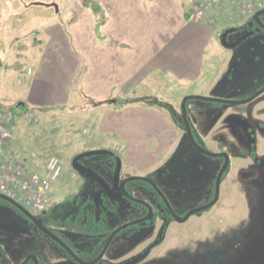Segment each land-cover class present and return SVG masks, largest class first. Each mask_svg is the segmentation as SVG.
Here are the masks:
<instances>
[{"label": "rangeland", "instance_id": "374dc122", "mask_svg": "<svg viewBox=\"0 0 264 264\" xmlns=\"http://www.w3.org/2000/svg\"><path fill=\"white\" fill-rule=\"evenodd\" d=\"M60 1L0 0V50H4L8 33L18 26L24 27V33L12 42L14 48L23 49L35 38L40 41L39 37L41 36L42 39L44 35V32L40 31L43 27L48 26L51 20L57 19L58 22L62 20V15L58 14V7L46 9L54 4L60 7L63 14L65 8ZM91 1L77 0L82 6L93 4ZM260 1L264 5V0ZM183 2L185 11L190 13L196 0ZM45 12L47 17H42V20L47 19V21L39 22L37 18ZM5 13L10 14L5 16ZM212 18L216 19L214 25L210 23ZM191 20L197 22L192 15ZM242 22L243 19L238 12L213 11L208 13L199 24L210 26L212 30L215 28L218 34L220 32L219 44H221L224 34L222 31L241 25ZM59 25L65 29L68 27L66 22H60ZM172 30L173 28L169 30L171 32H161L155 29L152 34L154 44H164L165 64L171 68L163 72L150 70L145 87H141L138 83L134 96L128 95V98L125 96L122 98L114 95L111 99L118 103V99L121 98L135 105L131 111L120 116L128 122L132 114L133 125L142 132L148 131L147 126L151 123L156 125V122L151 121L156 112H160L166 119L171 118L176 130L170 134V137L172 141L176 140L177 147L175 146L174 152L168 159L165 153L159 155L161 166L155 173L139 174L142 172L136 167L129 168L128 165H124L125 161L129 163V145L124 138L120 139L108 132L114 118L113 113H107L111 107L108 106L111 100L98 102L83 97L85 105L78 107L51 108L53 113L46 112L44 115L40 110H35L34 124H28L23 118L19 120L17 133L9 146L20 152L18 158L21 163H24L31 172L39 174L45 172L46 163L51 157H57L62 164V176L52 194L53 205H57L53 213L56 218L60 215L58 206L78 193L82 187V180L85 185L84 192H88L86 190L91 188L102 191L103 187L115 191L119 160L122 164L123 181L136 177L152 180L181 216L210 203L214 195L213 188L209 189L210 184L221 171L224 165L223 159L209 158L192 146L182 123V103L189 96L228 102L247 101L258 91L246 98L250 92H244L243 89L257 90L264 84V64L260 65L258 77L249 79L246 77L248 74L246 70L252 65L246 62L244 66L242 61H239L247 56L244 45L228 50L222 48L223 46L220 47L215 41L216 43H212V47L214 45L215 48L208 51L199 40L201 35L199 30L193 28H184L181 29L182 31ZM242 34V32L231 34L228 41L234 42ZM5 63V58L0 57V74L7 65ZM192 68L203 69L199 79L177 78L175 73L184 75ZM32 69L37 72L39 65ZM238 69H244L245 77L236 80L234 75ZM19 79L24 80V77L13 75L10 86L12 93L21 97L26 86L25 83L18 85ZM199 108L211 109L214 113L208 119V123L214 128L212 144L204 143L201 138L198 139L196 130L198 114L202 119L204 113L201 114ZM92 111L94 112L90 113ZM187 113L192 131H195L196 139L203 149L213 154H229V156L232 154L233 162L229 177L222 185L218 204L208 211L193 216L187 223L173 225L168 232L169 242L154 252L153 256L146 258L144 263L264 264V95L242 106L190 101L187 104ZM244 126L251 128V131ZM244 130L248 137V133L254 134L260 163L253 161L250 156L253 152L252 136L250 143L241 142V135L245 136ZM237 131L239 136L236 135ZM245 150L249 156L239 157L237 161L233 153H246ZM89 152L110 153V155H95L82 159V163L97 179L82 172L79 175L73 168L72 162L75 157ZM165 168L166 176L162 179L160 174ZM129 191L148 203L153 205L157 203L156 195L143 184L132 183ZM157 204V210L160 211V205ZM41 214L33 213L40 222L46 223L47 217ZM162 234L163 230L158 225L131 227L116 238L105 260L100 264H105L104 262L118 264L144 256L148 247L159 241ZM74 240L75 244H81L76 241L78 237H74ZM194 242L195 248L192 251ZM175 243L181 244L174 246ZM178 247H180L179 251L174 250ZM162 251L167 252L164 257H161ZM29 255L39 257L41 264L72 263L61 249L36 230L28 218L0 200V257L4 263L21 264ZM82 257L87 262L92 260L89 252L82 254ZM115 257L119 258L110 261V258Z\"/></svg>", "mask_w": 264, "mask_h": 264}, {"label": "crops", "instance_id": "0c3cea01", "mask_svg": "<svg viewBox=\"0 0 264 264\" xmlns=\"http://www.w3.org/2000/svg\"><path fill=\"white\" fill-rule=\"evenodd\" d=\"M183 1L92 0L93 4L82 6L77 0H61L65 8L63 14L59 6H48L46 9L58 7L62 20H51L48 26L41 28L44 35L42 39L39 37L40 41L35 38L25 48L17 50L12 42L24 33V27L18 26L8 33L4 50H0V57L5 58L7 64L0 74V106L23 105L33 115L35 110H40L44 115L46 112L53 113L51 108L81 106L84 104L83 97L106 102L113 99L114 95L122 98L134 96L138 83L145 87L150 70L163 72L171 68L165 64L164 44H154L152 34L155 29L171 32V28L172 31L193 28L199 30V40L208 51L215 48L214 45L212 47L215 41L222 47L219 44L220 32L218 34L215 28L212 30L210 26L193 22L189 16L191 14L185 11ZM9 14L5 13V16ZM44 14L37 18L39 22L47 21L42 20V17H47ZM60 22H66L68 27L65 29L60 26ZM37 65L39 70L36 72L32 68ZM202 71L200 68H192L184 75L175 74L179 80L186 77L197 80ZM16 74L24 77V80H18V85L25 83L26 86L21 97L12 93L10 86L11 79ZM4 102L7 104H3ZM115 103L117 101L113 100L108 105L111 107L107 113L114 115L108 132L120 139L124 138L129 145V163L125 161L124 165L136 167L142 172L139 174L155 173L161 166L159 155L165 153L168 159L177 147L176 140L172 141L170 137L176 130L171 118L166 119L160 112H156L151 120L156 125L151 123V128L147 126L148 131L142 132L133 125L132 114L128 122L120 116L131 111L135 105L121 98L117 105ZM199 109L201 114L204 113L201 115L202 119L198 114L197 134L204 143L212 144L214 128L208 123L212 110ZM18 125L19 120L13 125L14 136ZM19 153L17 149H11V145L6 148L7 156L18 161ZM236 160L239 161V157ZM173 225L175 224L169 227L162 245L154 252L169 242L168 232ZM180 244L175 243L174 246ZM179 248L174 250L179 251ZM194 248L195 242L192 251ZM166 251H162L161 257H164ZM0 264L9 263H4L0 257Z\"/></svg>", "mask_w": 264, "mask_h": 264}, {"label": "flooded vegetation", "instance_id": "af4514ba", "mask_svg": "<svg viewBox=\"0 0 264 264\" xmlns=\"http://www.w3.org/2000/svg\"><path fill=\"white\" fill-rule=\"evenodd\" d=\"M262 11H264V5L252 17H249L247 19L242 18L243 22L241 25H237L234 27L232 26L231 28H226L222 32V33H225L227 30L236 29L237 32L243 33L242 36L238 40H235L234 42H229L227 40L228 44H230V45H233V44L237 43L239 40H241L243 37L248 36V38L246 40H244L235 49L239 48L241 45H244V47H245L244 50L246 51L247 56H245L243 59H239V61H242V65H244V66L246 65V62L249 63L250 65H252V67L250 69L246 70L248 72L246 77L249 79H252V78L256 79L258 77V75L260 74V71H259V69L261 67L260 65L264 64V15L259 17V22H257L255 19L257 14L262 12ZM243 75H245L244 69L243 70L238 69V71L234 75V78H237L236 80H238L242 77H245ZM254 84H255V82H254ZM254 90L255 89L248 91L247 89H243L244 92H250V93H248V95H247L248 97H246V98H249L255 92L258 91L254 96H252L248 100L252 99L257 94H259L262 90H264V84L261 85L257 90H255V91ZM263 95H264V92L259 97H261ZM259 97H257V98H259ZM244 105H246V104H244ZM232 106H240V105H232ZM181 113H182V108H181ZM213 114L214 113L212 112L210 114V116H212ZM182 123L184 125V121ZM244 128L248 129V130L250 129L249 131H251V128H249V127L246 128L244 126ZM184 129H185V125H184ZM244 131H245V136H243V134L241 135V142H242V144L250 143L251 142L250 136H252L253 152L251 153L250 156L253 159V161L259 162L258 161L259 159L257 157L256 148H255V146L257 145L256 144L257 142L254 139V134L250 132V133H248L249 134V137H248L246 135V130H244ZM193 135H194L195 141L199 144V142L196 139L197 137H196V133L194 130H193ZM239 135L240 134H238V136ZM198 139H200V137ZM199 146H201V145L199 144ZM225 153H227V152H225ZM233 154L235 157H243V156L247 157V155L249 156V153L247 151H246V153L234 152ZM230 156H229L230 157L229 167L227 168V170L223 176V179H222V183H221V187H220V196H221L222 185H223L225 179H227L229 177L230 167H231V164L233 162L232 154H230ZM77 157H79V156H77ZM77 157H75V159ZM82 159L83 158H81L78 161V167L82 170L81 171L76 170L73 167L75 169V171L79 175H80V172H82V173L86 174L87 176H90L94 179H97V177L94 175V173L92 171H90V169L82 163ZM218 159H223V158H218ZM72 163L74 166V162H72ZM223 163L225 164V159H223ZM117 168H118V164H117ZM166 172H167V170L165 168L163 170L162 174H160V177L162 179L165 178ZM121 173H122V169L120 172L119 180H117V177L115 176V191H111L110 189L103 187L102 191L91 188L89 190L88 189L86 190L88 192H84L85 185L83 183L82 178L80 177V179L82 180V187L80 188V190L78 191V193L75 196H72L71 199L63 201L60 204V206H58L59 213H60L58 218H56L53 215L54 208H56L57 205H53L51 208H49L47 211H45L41 214V215L47 217L46 223L40 222L33 215V213L30 212L37 219L39 225H41L45 230H47L53 236H55L56 239L60 240L61 243H63V245H65V248L59 242L55 241L53 238L48 236L44 231H42L38 227V225H36L33 221H31L28 217H26L17 208H15L12 205L11 206L14 209H16L17 211H19L20 213H22L26 218H28L40 234H42L49 241H51L56 247L61 249L63 251V253L68 257L67 259H69L72 262L71 264H93L94 262H96L98 259L101 258V260L98 261V263H96V264H100L105 260V257L107 255L108 251L110 250L112 244L114 243L116 238L122 232H124V231H126L129 228L134 227V226H144V225L156 226V225H158L159 228L163 230V234L160 237L159 241L158 240L155 241L150 247H148L147 253L144 256H141L139 258L136 257L133 260H128V261H124L122 263H118V264H145L144 261L146 260V258L150 257L152 255V253L159 246L162 245L169 227L172 224L187 223L193 216H191L186 222H183V223L175 220L174 216L172 215V213L169 209V207L164 202L163 198L160 196L158 191H156V189L153 186H151V184H149L147 182H143V181L128 182L125 185V192H124L121 188L122 183L125 182L126 180L131 179V178L123 181L121 179ZM219 173H218V175H219ZM116 174H117V171H116ZM218 175L216 176L215 181L210 184L209 189L213 188L214 195H213V198L211 199L209 204H211L216 197V182H217ZM136 178H138V177H136ZM150 181H152V180H150ZM132 183H140V184L147 186L149 189H151L152 192L156 195L155 201H157V203H159L160 211L157 210V207H158L157 203H156V205H153V204L148 203L142 199L137 198L134 193H131L129 191V187ZM157 188L159 189V186H157ZM142 191H143V189H142ZM159 191L162 192L160 189H159ZM127 195L129 197H131L132 199H134L136 202L134 200H131L130 198H128ZM164 196H165V194H164ZM220 196H219V200H220ZM166 199H167L168 203L170 204L173 212L178 217L185 218L189 214V213L188 214L186 213L182 216L179 215L177 209L173 208L172 204L170 203V201L168 200L167 197H166ZM219 200H218V202H219ZM218 202H217V204H218ZM5 203H7V202H5ZM209 204H207L206 206H208ZM215 206H213V207H215ZM150 208L152 209L151 215H150V212H151ZM212 208H210V209H212ZM210 209H208V210H210ZM208 210H206V211H208ZM203 212H205V211H203ZM147 218H150V219L143 221ZM136 222H138V223H136ZM117 223H119V224H117ZM119 230H121V231L119 233H117V235H115L114 238L112 239V241L109 243L112 235ZM74 237H78V240H76V241H79V243H81V244H75L74 243L75 240L73 241ZM86 252H89L90 255L92 256L91 261L87 262V261H85V259H83L82 254H84ZM32 256H35L38 260V264H41L39 257H37L36 255L27 256L26 259L21 264H24L28 260V258H30ZM118 258L119 257H115L114 259L110 258L111 259L110 261H113V260L116 261ZM104 263L106 264L107 262H104ZM28 264H35V262L33 260H31Z\"/></svg>", "mask_w": 264, "mask_h": 264}, {"label": "built area", "instance_id": "2783aa9c", "mask_svg": "<svg viewBox=\"0 0 264 264\" xmlns=\"http://www.w3.org/2000/svg\"><path fill=\"white\" fill-rule=\"evenodd\" d=\"M263 7L260 0H196L190 14L201 22L211 12H238L242 18L252 17ZM210 23L214 25L216 19ZM19 107V108H18ZM0 106V195L13 200L31 213H43L53 206V191L63 167L57 157H51L42 174L33 173L21 161L8 157L6 148L14 139L13 125L20 119L34 124V115L24 108Z\"/></svg>", "mask_w": 264, "mask_h": 264}, {"label": "water", "instance_id": "95a60500", "mask_svg": "<svg viewBox=\"0 0 264 264\" xmlns=\"http://www.w3.org/2000/svg\"><path fill=\"white\" fill-rule=\"evenodd\" d=\"M264 15V11L260 12L257 14V16L255 17L256 21L259 22V17ZM237 30L236 29H230V30H227L223 36H222V40H221V44L222 46L225 48V49H228V50H233L235 49L236 47H238L244 40H246L248 38V36L246 37H243L241 40H239L237 43L233 44V45H230L228 44V37L229 35L231 34H234L236 33ZM264 92V90H262L259 94H257L255 97H253L252 99L248 100V101H244V102H228V101H222V100H214V99H208V98H203V97H194V96H189L187 98H185V100L183 101L182 103V117H183V121H184V125H185V130H186V133L188 135V138L190 140V143L192 144L193 147H195V149L200 152L201 154L209 157V158H215V159H218V158H223L225 159V164L223 166V168L221 169L219 175H218V178H217V182H216V197L214 199V201L209 204L208 206H205L203 208H200V209H197V210H194L192 212H190L185 218H180L178 217L177 215H175V213L173 212L170 204L168 203L166 197L164 196V194L162 192L159 191V189L157 188V186L150 180L146 179V178H131L129 180H126L125 182L122 183V190L125 192V185L128 183V182H133V181H143V182H147L149 184H151V186H153L156 191H158V193L160 194V196L163 198L164 202L167 204V206L169 207L172 215L174 216V219L183 223V222H186L191 216H194L196 214H199L203 211H206L210 208H212L213 206H215L219 200V196H220V187H221V183H222V179H223V176L227 170V168L229 167V164H230V157L228 154H213V153H210L208 152L207 150L203 149L201 146H199V144L195 141V138H194V135H193V131H192V128H191V125H190V122H189V119H188V113H187V104L190 102V101H201V102H211V103H216V104H223V105H244V104H248V103H251L253 100H255L257 97H259L262 93ZM103 154H110V153H107V152H89V153H85L79 157H77L75 160H74V168L76 170H82L78 167V161L81 159V158H84V157H90V156H95V155H103ZM121 169H122V164H121V161L119 160L118 161V168H117V174H116V177H117V180H119V177H120V172H121ZM128 196V195H127ZM128 198H130L131 200H134L132 199L131 197L128 196ZM0 200L4 201V202H7L8 204L14 206L15 208H17L20 212H22L26 217H28L31 221H33L36 225H38V227L44 231L48 236H50L51 238H53L55 241L59 242L64 248H65V245H63V243H61L60 240L56 239L55 236H53L50 232H48L47 230H45L41 225H39L37 219L30 213L28 212L25 208H23L21 205H19L18 203L14 202L13 200L11 199H8L2 195H0ZM135 201V200H134ZM136 202V201H135ZM138 202V201H137ZM140 203V202H139ZM151 212H150V215L152 214V209L150 208ZM150 218H147L143 221H146ZM138 223V222H136ZM128 227V226H127ZM121 230L117 231L116 233H114L109 241V243L112 241V239L114 238L115 235H117V233H119ZM31 260H33L35 262V264H38V260L35 256H32L30 258H28V260L24 263V264H28ZM100 259H98L96 262H94L93 264H96L98 263V261H100ZM79 261V260H78ZM80 262V261H79Z\"/></svg>", "mask_w": 264, "mask_h": 264}, {"label": "trees", "instance_id": "16d2710c", "mask_svg": "<svg viewBox=\"0 0 264 264\" xmlns=\"http://www.w3.org/2000/svg\"><path fill=\"white\" fill-rule=\"evenodd\" d=\"M189 16L191 17V15H189ZM14 107H18V106L16 105V106H14ZM18 108H19V107H18ZM24 108L27 109L26 106H25Z\"/></svg>", "mask_w": 264, "mask_h": 264}]
</instances>
